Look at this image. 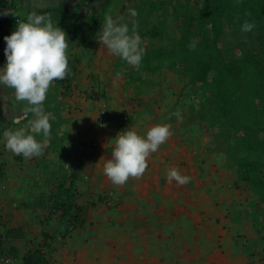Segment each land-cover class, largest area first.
<instances>
[{
    "label": "trees",
    "instance_id": "1",
    "mask_svg": "<svg viewBox=\"0 0 264 264\" xmlns=\"http://www.w3.org/2000/svg\"><path fill=\"white\" fill-rule=\"evenodd\" d=\"M93 1L76 0L74 9L69 6L64 8L65 1L53 8L38 11L26 9L20 15L16 0H0V11L12 9L15 14L0 16V66L6 63L4 37L16 30L18 21H25L31 12L50 17L54 25L57 24L67 34L71 72L65 79L55 80L50 85V91L43 102L45 110L55 117L50 121L53 122L52 135L62 123L59 112L65 107L59 102V95L72 89L75 80L74 64L79 58L89 56V46L94 37L99 36L105 14L111 8L112 0H104L94 15H77L80 5L88 6ZM146 2L138 1L130 8L139 13L135 18L136 30L141 36V44L145 43L144 58L139 67L130 66L119 58L112 65L114 74L123 78L126 88L134 84L136 99L143 96V87L159 84L165 70L178 77L181 91L177 95L176 105L178 102L181 105L179 108L184 112L186 124L193 127L194 133L206 132L209 138L208 151L223 156V167L232 177L230 184L246 191V203L233 209L232 218L236 221L237 217L243 215L241 220L244 218L250 221L256 236L251 242L249 239L245 248L247 256L253 258L259 251L264 253V0ZM120 10H125L124 5L120 6ZM156 11H159V15L154 14ZM167 18H171V27L177 32V37H171L166 30ZM132 19L129 16L130 27ZM149 20H155L156 23L151 24ZM246 20L255 27L252 31L242 32L241 26ZM155 40L160 41L161 45L154 46ZM143 76H149L151 84ZM93 78L94 85L86 86L81 94L89 100L91 107L94 103L98 106L94 127L119 132L129 128L133 115L111 113L108 103L105 109L101 108L107 101V83L100 82L95 76L90 77L91 83ZM31 116L32 113L28 112L24 122H30ZM64 122L67 123V120L64 119ZM8 124L17 126L12 120ZM55 137V141L51 143L50 140L45 151L51 146H58L59 157L54 164L61 161L63 165L53 173L58 176L55 190L48 192L35 205L41 206L43 200H52L49 219L59 214V224H66L69 230L84 222L86 209L74 202L78 173L76 168H72L70 157H63L68 151V144L64 142L69 134L64 132L60 138ZM56 141L58 144L52 145ZM94 145L92 142L91 146ZM2 165L0 181L4 184L6 174H3ZM106 196L100 199L104 202ZM111 198H114L115 205L116 197L112 195ZM20 236L21 233L16 229L6 228L4 234L0 233V250L2 252L3 246L10 243L7 252L12 260L19 256L17 247L11 241ZM48 246L36 245L28 249L20 258V263L54 264ZM0 258L5 260L1 254Z\"/></svg>",
    "mask_w": 264,
    "mask_h": 264
},
{
    "label": "crops",
    "instance_id": "2",
    "mask_svg": "<svg viewBox=\"0 0 264 264\" xmlns=\"http://www.w3.org/2000/svg\"><path fill=\"white\" fill-rule=\"evenodd\" d=\"M110 56L107 49H95L91 44L89 56L79 58L74 64L73 85L80 82V86H83L85 82V87L92 86L94 83L90 82V77L95 76L100 82L109 85L110 97L107 100L111 113L136 114L129 129L143 136L154 125L167 123L172 135L156 152L150 154L148 168L143 175L129 177L122 185L114 184L105 175L103 165L111 158L115 144L113 139L120 132L95 128V114L89 100L84 96L83 100L79 98L81 115L79 116V112L68 115L70 120L68 126H65L69 134L68 150L69 146H75L78 142L85 145V151L80 156L77 155L80 158L74 159L73 166L78 173L76 183L79 181L80 187L84 185L85 189L81 193L87 197L114 192L116 204L111 207L101 199L95 200L93 205L86 206L84 222L70 228V232L60 240L47 215L42 219L43 225L35 224L39 220V212L31 221L27 220L29 214L34 212L29 208V200L36 193H32L30 187H26L27 190L21 188V182L16 178L19 177L20 180L22 175L8 171L7 176L13 175V178H9L11 185L7 188L8 197L0 195V208L5 210L3 219L7 228L21 233L20 237L11 241L12 244L15 245L17 239L25 240L26 252L36 245L49 244L47 248L54 264L255 263L246 254L245 246L249 242L246 233L249 228L246 223L243 225L241 216L236 221L232 218L233 209L246 203L243 201V191H225L222 183L225 173L212 165L213 154L205 155V141L202 137L195 140L196 133L192 126L186 124L183 111L177 107L169 109L165 114L167 120L151 122L156 117L155 110L151 109L150 113L135 104L134 94L127 93L128 87L124 86V80L114 74L113 61L110 68L103 65L102 61H107ZM176 89L180 90L181 85ZM64 97L63 94L61 102L66 106ZM77 116L81 119H77ZM92 142L95 143L94 147L91 146ZM224 162L222 160V164ZM173 167L178 168L182 175L190 176V182L183 185L174 180L170 182L166 173ZM84 175L89 176L88 180L83 179ZM215 185L221 189L216 195L213 193V189L217 187ZM8 204L12 206L7 207ZM21 206L24 207L23 210H20ZM236 228L241 230L239 234L243 229L245 237H235ZM32 230L35 232L32 233ZM4 232L5 230L0 229V233ZM43 235H46L45 238ZM21 252L18 250L19 257L13 259L15 262L11 264H21Z\"/></svg>",
    "mask_w": 264,
    "mask_h": 264
},
{
    "label": "clouds",
    "instance_id": "3",
    "mask_svg": "<svg viewBox=\"0 0 264 264\" xmlns=\"http://www.w3.org/2000/svg\"><path fill=\"white\" fill-rule=\"evenodd\" d=\"M128 14L133 18L131 27L126 22L107 16L98 39L112 55L130 66L139 67L145 54L141 36L136 30L135 18L139 13L133 8L128 9ZM8 15L15 16L14 11H0V16ZM254 27L253 23L246 20L241 31L249 32ZM4 40L6 63L0 67V85L14 89L18 101L28 102L25 115L28 112L33 114L31 127L35 133L44 137L43 140H37L23 128L6 130L5 147L25 158L39 156L50 142V121L55 119L51 112L45 110L43 102L50 85L55 80L65 79L71 72L67 55V34L57 24L54 25L50 17L31 12L25 21H18L16 30L5 36ZM171 135L170 125L167 123L154 125L143 136L129 128L121 131L113 139L115 144L111 158L103 165L105 175L117 185L124 184L129 177L143 175L148 168L150 154L156 152ZM166 176L170 182L174 180L181 185L191 179L188 175H182L175 167L169 168Z\"/></svg>",
    "mask_w": 264,
    "mask_h": 264
},
{
    "label": "rangeland",
    "instance_id": "4",
    "mask_svg": "<svg viewBox=\"0 0 264 264\" xmlns=\"http://www.w3.org/2000/svg\"><path fill=\"white\" fill-rule=\"evenodd\" d=\"M4 1L9 2L11 0H4ZM16 1L18 4V11L17 12H18V14L22 15L23 13H25L26 9H29L30 11H38V10H42V9L53 8V7H56L65 1L67 2L68 0H16ZM103 1L104 0H102V1L94 0L88 6L80 5L79 10H77V15H81V16L82 15L83 16L94 15L99 10V7ZM138 1H142V0H112L111 8L106 12L105 16L106 17L112 16L114 19H117L121 22L128 23V21H129V16L127 13L128 9H130L132 6H134ZM146 1H147L146 2V4H147L151 0H146ZM163 1H167V0H163ZM179 1L184 2V0H179ZM191 1L193 3H196L194 1H197V0H191ZM75 3H76V0H72L69 3V5H67V6L74 9ZM121 5H124L125 10H123V11L120 10ZM125 14H127V15H125ZM154 14L159 15V11L154 12ZM169 19H171V18H167V21L165 23L168 26V28H166V30L169 31L168 33L170 34L171 37L173 35L177 37L178 34H177V32H174V28L171 27L172 21H170ZM149 21L151 22V24L156 23L155 20H153V21L149 20ZM11 33H9V35H11ZM166 40L167 39H165L163 42H165ZM160 43H161L160 41L157 42V40H155L154 46H159V45H161ZM92 45L95 47V49L102 47L105 50L106 49L108 50V48L105 45H103L102 42L99 41L97 36L94 37ZM142 46H143V48L145 47L144 42H142ZM108 52H109V56H110L111 52L109 50H108ZM100 59L101 58L99 57L98 60H100ZM118 59H119V57L111 54V56L108 57L107 61L103 60L102 62H104V64H103L104 66H106L107 68H110V66L112 65L111 61L115 62ZM0 67H2V66H0ZM170 74L171 73H169V72H167V70H165V72L163 73V77L161 78V81L159 82V84L157 83V84H154L153 86L150 85L151 84L150 77L149 76H143L146 78L147 81L150 80V82H148V83H150L149 84L150 87L148 88V85H147V87H143L142 90L144 93L141 94L143 96H140L137 99L135 97V99H136L135 104L139 108L145 109L150 113L152 112L151 109L155 110V116L156 117H154L151 120V122H154L155 120H160V119L167 120L168 117L165 116V114L168 113L169 109H175L177 107V105L179 104V102H178V104L176 105V100H177V95L179 94L181 89L178 90V89H176V87L180 86L181 83L179 80H176V78L178 79V77L176 75L173 76L171 74V76H170ZM92 83H94V78H93ZM85 84L86 83L84 82V85L80 86V82H78V83H75L73 85L72 89L63 91L64 92L63 94L65 95L64 99L66 100L67 105L64 107L65 111L62 110V111H64L63 114H62V111L59 112L62 123L59 125V128L56 129V133L55 132L53 133L58 138H60L64 132H68L66 130L67 128L65 127L68 124V121L70 120L68 115L76 114V112H79V116L81 115V112H80L81 105L79 104L78 99L80 98L83 100V97H82L83 95H81V93L85 89ZM49 91H50V89H49ZM134 91H135V88H134V84H133V85L129 86L127 93L134 94ZM108 93H109V85H106V96H107L106 99L110 97ZM63 94L59 97L60 98L59 102H61ZM166 96L168 97V99H166ZM61 103H63V102H61ZM107 103H108V100L105 101V103L101 106V108L105 109ZM144 103L146 105L145 108L143 107ZM172 104H173V107H171ZM28 106L29 105H28L27 101H18L16 99L14 89L9 88V87L4 86V85H0V162L1 161H2V163L4 162V165H2V168H3V174H6V176L3 180L4 184H1L2 181H0V195L4 196V197H8L7 195L9 194V191L7 192V190L9 189V187L11 185V182H9V178H13V175L12 176L9 175V177L7 176L8 171H12V173H15L16 175H22L23 178H21L20 180H19V177L16 178V180L19 181V183L21 182V188L27 190V188L30 187V191L33 190L32 193H36V196L34 198H32V200H29L31 202V203H29V205H30L29 208H30V210H32L34 212L29 214V216L27 217V220L31 221V219L34 218V215L37 212H39L38 213L39 214L38 215L39 220L35 224L43 225L44 223L42 222V219H44L46 217V215L49 218V215H50L49 212L51 210L50 208H51L52 200L51 201H48L47 199L43 200V204L41 206L35 205V204L38 202V200H42V198H45L44 196L48 192H52L55 190V187L57 184L56 178L58 176H57V174L53 175V173H54V171H56V169L58 167L60 168V165H63V163L61 161H58L54 164L56 159H58V157H59L58 155H59L60 148L58 146H51L49 149H47V152L43 151L42 155L33 156L30 158H25L22 155H17L15 153H13L11 150H9L5 147L4 132L6 130H16V129L23 128V129H25V131L27 133L33 134L37 140H43L44 139L42 134L35 133L34 129L31 127L30 122H27V123L24 122L25 118H27V116H28V113H27V115H25V110L27 109ZM166 106H170L171 108L166 107ZM179 107H181L180 104L178 105L177 108L180 109ZM91 108L93 109V114L96 115L98 106H95V103H94ZM141 109H138V110L140 111ZM63 115H65V116H63ZM32 116H33V114H32ZM32 116H31V118L34 119V116L33 117ZM79 116H77V119H81V118H79ZM135 116H136V114L134 116H132V118L130 119V124L133 123L134 118H136ZM181 117H182V115H181ZM64 119L67 120V123L64 122ZM10 120H12V122H14V123H17V126L16 125L15 126L9 125L8 122ZM17 121H19V122H17ZM80 122H83V120H81ZM54 135L51 134V139H50L51 143H52V141H55V139H56V137ZM80 136H82V133L80 134ZM200 137H202L203 140L205 141L204 142L205 143L204 149L207 152L205 155L213 154V158H212L213 164L212 165H216L217 170H220V171L225 173V175L223 176V180H222V183L225 186L224 187L225 191L230 193L231 190L237 189L240 192L242 190L243 191V197H244L243 201L246 202L247 201V198H246L247 194L245 195L246 191H244L241 188L233 189L234 185L230 184L232 182V177L226 173L227 172L226 168L224 169V167H223V165H224V164H222V160H224L223 156L220 154H217L215 152L208 151L209 138H208L206 132L201 131L198 134L197 133L195 134V140H199ZM57 141L54 142V144H52V145L58 144ZM67 141H68V139L65 140L64 143L68 144ZM47 145L44 148L45 150H46ZM69 147L70 148L68 150V156L72 160V163H73L72 165L75 166L74 159L76 160V159L80 158V157L78 158L77 155L80 156L85 151L84 150L85 145H83L81 142H78L77 144H75V146L71 145ZM54 152H56V153H54ZM66 156H67V153L65 152L63 154V157H66ZM18 157H20V159H18ZM9 166H12L13 168L10 169V168H8ZM74 166L72 168H76ZM68 168H70V166ZM88 178H89L88 175L83 176V179H85V180H88ZM0 180H1V174H0ZM79 185H81V183L79 184V181H77L76 186H75L74 202H75V204L79 205L80 207H84L85 209L88 206L93 205L95 200L98 201V199H100V196L102 197L103 195H106V193L104 192L98 196L87 197L86 195L82 194L84 189H85L84 185L81 187ZM215 186H217V187H215V189H213V193L216 195L217 193L221 192V189H218V185H215ZM108 193H112L115 197L114 192L110 191ZM213 193H212V195H213ZM11 206L12 205H9V204L7 205V207H11ZM113 206H114V203L111 205V207H113ZM23 209H24V207L21 206L20 210H23ZM4 212H5V210L0 208V229H2V230H5L7 228V225H6L7 223H5V220L3 219L5 216ZM22 214H23V211H22ZM56 217H57V220H56ZM241 217H243V215ZM58 218H59V214L56 213V215H54L53 217H51L49 219V223L51 224L53 229L56 230V233H58L59 239L62 240L67 235V233H69V231H67L69 227L64 223L59 224ZM242 223H243V225L246 223L247 228H249V231L247 230L246 234H247V237L250 239V242H251V240L255 239V236H256L253 228L251 227V223H250V221H247L244 218L242 219ZM32 224H34V223H31V225ZM240 231L241 230H238V228H236L235 237L240 238V235L245 237V235L243 234V229H242L241 234H239ZM34 232L35 231L32 230V233H34ZM9 244L6 243L3 246L2 252L0 250L1 256H4L5 258L9 257V259H5V262L4 263L0 262V264H11V263L15 262L14 260L11 259L10 255L7 252ZM15 246L17 247V249L19 251H22L21 252L22 256L26 253L27 244H26L25 240L21 241L20 239H17V242H15ZM256 250L258 251V249H256ZM253 259L256 261L255 263H264V253H262L260 251L257 252V255H255L253 257Z\"/></svg>",
    "mask_w": 264,
    "mask_h": 264
},
{
    "label": "built area",
    "instance_id": "5",
    "mask_svg": "<svg viewBox=\"0 0 264 264\" xmlns=\"http://www.w3.org/2000/svg\"><path fill=\"white\" fill-rule=\"evenodd\" d=\"M100 126L104 127V124H101ZM106 195H103V197L106 196V200L104 201V203L107 206H111L114 203V201H113L114 198L113 199L111 198L113 194L112 193H107ZM4 261H5L4 259L0 258V262H4Z\"/></svg>",
    "mask_w": 264,
    "mask_h": 264
},
{
    "label": "water",
    "instance_id": "6",
    "mask_svg": "<svg viewBox=\"0 0 264 264\" xmlns=\"http://www.w3.org/2000/svg\"><path fill=\"white\" fill-rule=\"evenodd\" d=\"M72 0H68L65 4H64V8L69 5V3L71 2Z\"/></svg>",
    "mask_w": 264,
    "mask_h": 264
}]
</instances>
